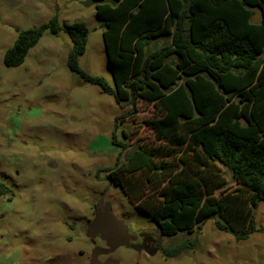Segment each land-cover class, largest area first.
Masks as SVG:
<instances>
[{
    "label": "trees",
    "instance_id": "trees-1",
    "mask_svg": "<svg viewBox=\"0 0 264 264\" xmlns=\"http://www.w3.org/2000/svg\"><path fill=\"white\" fill-rule=\"evenodd\" d=\"M92 1L113 85L80 67L89 36L81 23L63 28L72 40L69 69L122 109L139 98L154 103L161 112L154 130L181 149L175 165L158 163L155 150L142 147L124 164L128 145L114 135L121 152L105 172L165 237L201 232L213 220L237 241L247 240L264 203V0ZM254 9L261 11L259 24L252 23ZM47 30L60 33L57 18L19 32L5 65L21 66ZM133 114L118 117L116 129ZM0 197L13 198L1 181ZM197 244L186 238L165 254L177 259Z\"/></svg>",
    "mask_w": 264,
    "mask_h": 264
},
{
    "label": "rangeland",
    "instance_id": "rangeland-1",
    "mask_svg": "<svg viewBox=\"0 0 264 264\" xmlns=\"http://www.w3.org/2000/svg\"><path fill=\"white\" fill-rule=\"evenodd\" d=\"M253 11L252 23L259 24L261 11ZM54 18L60 33L45 31L21 66L7 67L4 57L18 33ZM75 23L89 31L80 67L113 85L104 29L92 0H0V181L13 193L12 200L0 197V264H89L92 251L104 248L102 241L89 237L100 199L130 236L161 232L105 172L114 168L121 152L112 138L128 145L124 164L127 155L142 147L155 150L158 163L175 165L181 149L154 130L152 124L161 118L154 103L139 98L122 109L99 86L69 69L72 40L63 28ZM130 111L133 116L120 120L116 129V119ZM226 176L231 181L228 172ZM223 192L218 190L216 197ZM256 226L257 232L242 241L219 230L213 220L201 232L164 237L166 246L198 239L194 249L176 260L147 258L127 247L110 258L118 264H264V203L257 208Z\"/></svg>",
    "mask_w": 264,
    "mask_h": 264
},
{
    "label": "water",
    "instance_id": "water-1",
    "mask_svg": "<svg viewBox=\"0 0 264 264\" xmlns=\"http://www.w3.org/2000/svg\"><path fill=\"white\" fill-rule=\"evenodd\" d=\"M106 210L104 214H97L94 221L90 223L89 237L92 240L101 237L106 241L107 248L96 247L91 253L89 264H118L110 260L102 263L99 257L110 256L120 247L134 248L130 244L131 236L127 228L112 214L109 204H106Z\"/></svg>",
    "mask_w": 264,
    "mask_h": 264
},
{
    "label": "flooded vegetation",
    "instance_id": "flooded-vegetation-1",
    "mask_svg": "<svg viewBox=\"0 0 264 264\" xmlns=\"http://www.w3.org/2000/svg\"><path fill=\"white\" fill-rule=\"evenodd\" d=\"M106 204L103 199H100L97 204V209L94 212V216L97 214L101 215L106 213ZM164 237L162 233L154 234L150 232H142L138 236H131L130 244L134 248H130L138 253H144L147 258L155 257L157 255H161L166 260H176L172 257H167L165 254V249L168 247L165 245ZM100 240L104 243V248H107L106 241L102 240L101 237H97L93 241ZM104 262L113 261L110 256H104Z\"/></svg>",
    "mask_w": 264,
    "mask_h": 264
}]
</instances>
